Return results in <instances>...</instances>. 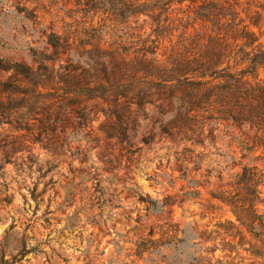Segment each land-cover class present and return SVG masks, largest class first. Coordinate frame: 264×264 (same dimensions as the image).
<instances>
[{"label": "rangeland", "instance_id": "obj_1", "mask_svg": "<svg viewBox=\"0 0 264 264\" xmlns=\"http://www.w3.org/2000/svg\"><path fill=\"white\" fill-rule=\"evenodd\" d=\"M123 1L149 5L158 0ZM176 1L169 10L170 33L159 54L169 55L188 40H195L202 52L200 47L215 36L235 45L231 35L243 26L254 33L258 44H264V0ZM205 3L227 8L240 26L231 30L226 24L232 23L222 20L221 32L215 33L212 24L196 16ZM84 9L77 0H0V59L23 64L33 73L42 65L56 78L47 83L46 90L40 89L41 102H48L35 114L25 108L12 111L11 118H0V262L2 256L8 261L21 253L26 241L30 247L41 246L20 264H169L147 254L138 259L134 256L136 243L165 222L202 233L217 221L231 218L226 209L211 206L209 192L222 185L221 179L223 184L228 182L245 166L264 172V148L243 152L234 142L241 135L239 130L229 131L222 124L214 141L208 138L209 126L206 128L204 145L173 141L158 123L157 107L163 100L146 106L145 113L132 107L125 142L107 139L103 126L113 124L114 119L107 116L109 106L103 101L89 104L91 122L82 128L77 118L80 107L65 101L61 103L66 107L59 110L62 92L52 89L58 87L57 76L71 64L72 56L87 61V51L92 48L81 45L88 40L91 21L100 27L105 18L86 16ZM152 23L149 16L142 15L129 18L121 29L145 38L152 33ZM50 34L69 42L66 51L56 55L48 45ZM111 37L112 33L107 40ZM260 77L264 78V70ZM22 81L16 73L0 69V103L19 99V95L4 92L3 85H20ZM24 114L28 120L23 123L20 118ZM149 138L151 143L145 144ZM186 148L194 153H187ZM195 185L201 200L183 202L184 193L193 191ZM261 193L259 209L264 213V183ZM140 196L160 202L170 197L171 202L163 211L152 213ZM70 225L73 229L66 230ZM208 247L204 256L211 260L235 257L214 252L212 244ZM164 256L171 263L175 258L186 259L173 251H164Z\"/></svg>", "mask_w": 264, "mask_h": 264}, {"label": "trees", "instance_id": "obj_2", "mask_svg": "<svg viewBox=\"0 0 264 264\" xmlns=\"http://www.w3.org/2000/svg\"><path fill=\"white\" fill-rule=\"evenodd\" d=\"M185 1L176 2L182 4ZM173 2L175 0H158L148 5L128 4L123 0H77L78 5H84L86 16L102 15L105 18L100 27L94 26V19L91 21L88 40L81 45L92 48L87 51V61L75 60L74 55L71 64L57 76L58 87L52 90L62 92L58 97L62 100L57 103L59 110L66 107L61 103L65 101L79 106L77 118L80 126L85 128L91 122L92 107L89 104L103 101L109 106L107 116L114 119L113 124L103 126L107 139L125 142L132 107L136 106L138 113H145L146 106H155L157 101L163 100L157 107L158 123L161 131L173 141L204 145L206 128L209 126L208 138L214 141L222 124L229 131L239 130L241 135L235 137L234 142L243 152L264 148V78L260 77V71L264 70V44H258L254 33L243 26L231 35L235 45L215 36L210 38L208 45L200 47L202 52L198 51L195 40H188L182 48H173L169 55L159 54L163 40L170 33L169 10ZM142 15L153 20L152 33L145 38L124 33L121 26L126 20ZM196 16L212 24L215 33L221 32L222 20L232 23L226 24L231 30L240 26L236 25V16L217 3L199 6ZM110 33L111 41L107 40ZM68 44L67 40L62 42L60 36L48 35V45L56 55L66 51L64 48ZM40 60L50 59L41 57ZM242 66L245 67L241 69ZM0 69L23 78V85H3L4 92L21 97L1 102L0 118H11L12 111L23 112L25 108L35 114L46 105L48 99L41 102L39 91L41 88L46 90L47 83L56 79L48 75L47 67L41 65L38 72L33 73L23 64L5 63L0 59ZM27 120L26 114L20 118L23 123ZM252 133L254 135L250 137ZM151 141L149 138L144 142L150 144ZM185 151L194 153L188 148ZM221 182L219 188L209 192V203L214 209H226L231 218L217 221L210 230L202 233L198 229L188 231L175 222L162 223L136 243L134 256L140 260L146 254L158 256L169 264H264V213L259 209L264 172L256 166H245L228 182L223 184L222 179ZM194 188L184 193L183 202L201 200L197 185ZM140 200L152 213L163 211L171 202L170 197L164 202L143 196ZM72 229L71 225L66 228ZM210 244L214 252L235 257L211 260L204 256ZM40 246L30 247L24 241L21 253L8 261L2 256L0 264H20L27 255L39 252ZM164 251L180 253L186 259L175 258L171 263Z\"/></svg>", "mask_w": 264, "mask_h": 264}]
</instances>
